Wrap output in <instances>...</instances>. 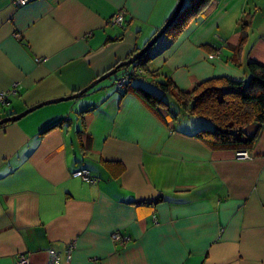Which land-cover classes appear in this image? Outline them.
I'll list each match as a JSON object with an SVG mask.
<instances>
[{
  "label": "crops",
  "instance_id": "0c3cea01",
  "mask_svg": "<svg viewBox=\"0 0 264 264\" xmlns=\"http://www.w3.org/2000/svg\"><path fill=\"white\" fill-rule=\"evenodd\" d=\"M178 2L0 0V120L85 89L142 50ZM144 63L0 127V264L53 253L60 264H264V123L243 130L254 142L238 159L196 138L206 120L160 87L187 94L264 67V0H211Z\"/></svg>",
  "mask_w": 264,
  "mask_h": 264
},
{
  "label": "trees",
  "instance_id": "16d2710c",
  "mask_svg": "<svg viewBox=\"0 0 264 264\" xmlns=\"http://www.w3.org/2000/svg\"><path fill=\"white\" fill-rule=\"evenodd\" d=\"M210 1L189 0L188 4L185 0L178 17L155 46L170 35L181 33L202 14ZM154 47L132 66H143L144 60ZM246 69L249 77L243 83H235L227 78H212L195 86L193 91L187 94H174L170 82L162 83L160 87L174 95L186 114L206 120L208 126L200 129L195 137L207 147L212 150L246 151L252 147L254 139L246 137L243 130L247 126L260 127L264 123V67L248 63ZM135 76L136 71L125 74L128 81L124 87L128 86ZM145 97L151 102L161 103L159 98L149 93H146Z\"/></svg>",
  "mask_w": 264,
  "mask_h": 264
},
{
  "label": "water",
  "instance_id": "95a60500",
  "mask_svg": "<svg viewBox=\"0 0 264 264\" xmlns=\"http://www.w3.org/2000/svg\"><path fill=\"white\" fill-rule=\"evenodd\" d=\"M185 0H179L176 9L171 16V18L165 23V25L153 36V38L144 46V48L140 51H138L136 54H133L128 60H125L119 64H117L113 69L108 71L106 74L103 76L99 77L97 80L92 82L88 87L85 89L81 90L80 92H77L76 94L66 97V98H61V99H56V100H51L48 102H44L41 104H38L32 108H29L22 112L21 114H17L11 117L4 118L0 120V127L9 124V123H15L27 115L31 114L35 110L42 108L44 106H48L51 104H56V103H61V102H66L69 100H73L75 98H78L82 96L83 94L87 93L89 90L93 89L96 85L100 84L101 82L107 80L108 78L112 77L115 75L120 69H123L124 67H130L131 65L135 64L137 61H139L152 47L155 46L157 41L165 34L166 30L170 27V25L173 23V21L178 17L180 11L182 10V7L184 5Z\"/></svg>",
  "mask_w": 264,
  "mask_h": 264
},
{
  "label": "built area",
  "instance_id": "2783aa9c",
  "mask_svg": "<svg viewBox=\"0 0 264 264\" xmlns=\"http://www.w3.org/2000/svg\"><path fill=\"white\" fill-rule=\"evenodd\" d=\"M30 0H12V2L14 3L15 6L18 7H23L25 6ZM111 23L113 25H119L121 26V24L123 23V15L122 14H118L117 16H115L113 18V20L111 21ZM127 77H122L120 78L118 81H116V86L117 87H124L125 84L127 83ZM7 103V96L5 93L0 94V106H4ZM236 158L238 159H242V160H248L250 159L249 154L246 151H238L235 153ZM75 178H79L82 179L85 182H90V178L87 175L86 172H81L78 171L74 174ZM112 240L115 243H119L121 245H123V243L126 241V239L120 235V234H114L112 236ZM73 248L72 244L68 246L67 248V254L70 253L71 249ZM16 264H30L29 261L24 257V256H20L18 258V261ZM50 264H60L59 263V255L58 254H52L51 257V263Z\"/></svg>",
  "mask_w": 264,
  "mask_h": 264
},
{
  "label": "rangeland",
  "instance_id": "374dc122",
  "mask_svg": "<svg viewBox=\"0 0 264 264\" xmlns=\"http://www.w3.org/2000/svg\"><path fill=\"white\" fill-rule=\"evenodd\" d=\"M189 2V0H187V3ZM123 69L119 70L115 75H113L112 77L110 78H113L114 76H116L117 74H119L120 72H122ZM106 81V80H105ZM104 82V81H103Z\"/></svg>",
  "mask_w": 264,
  "mask_h": 264
}]
</instances>
